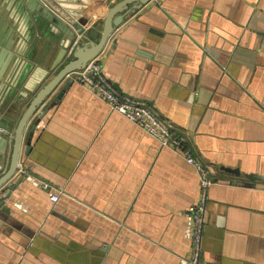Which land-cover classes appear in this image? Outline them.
<instances>
[{
  "label": "crops",
  "instance_id": "obj_1",
  "mask_svg": "<svg viewBox=\"0 0 264 264\" xmlns=\"http://www.w3.org/2000/svg\"><path fill=\"white\" fill-rule=\"evenodd\" d=\"M59 52L60 39L21 0H0V137L14 134L55 76ZM98 61L115 91L169 123L216 180L200 264H264V0H152L115 30ZM72 79L37 113L46 114L20 159L59 201L19 173L0 189V264L189 258L198 172ZM10 156L11 148L0 153V177Z\"/></svg>",
  "mask_w": 264,
  "mask_h": 264
},
{
  "label": "water",
  "instance_id": "obj_2",
  "mask_svg": "<svg viewBox=\"0 0 264 264\" xmlns=\"http://www.w3.org/2000/svg\"><path fill=\"white\" fill-rule=\"evenodd\" d=\"M21 1L27 13L38 17L60 39V52L52 68L57 67L55 76L34 94L14 134L0 137L1 155L5 156L7 149L11 148L10 167L0 177V189L19 171L21 156L28 157L30 154L34 133L46 114L44 112L37 117L39 110L57 93L61 84L69 80L67 89L73 82L71 76L83 71L102 55L112 34L125 19L152 0H95L97 5L89 4L93 0ZM21 180L22 177L18 179ZM35 236L30 235V238Z\"/></svg>",
  "mask_w": 264,
  "mask_h": 264
},
{
  "label": "built area",
  "instance_id": "obj_3",
  "mask_svg": "<svg viewBox=\"0 0 264 264\" xmlns=\"http://www.w3.org/2000/svg\"><path fill=\"white\" fill-rule=\"evenodd\" d=\"M97 94L110 109L125 117L128 121L139 126L147 135L156 139L161 147L174 149L183 154L187 162L192 165L199 174L200 195L196 204L191 206L186 213L188 228L186 235L191 241V255L183 258L179 264H200L202 258V241L205 228V213L208 205L209 188L215 184L208 167L197 157L193 156L182 135L175 132L169 123L160 118L146 103L123 96L113 88L102 74L101 65L98 59L90 62L87 67L71 76ZM44 127V123H41ZM34 188L48 194L50 201L56 204L59 201V191L54 186L29 171L20 167L17 172Z\"/></svg>",
  "mask_w": 264,
  "mask_h": 264
}]
</instances>
